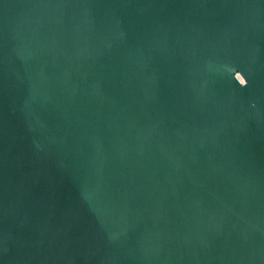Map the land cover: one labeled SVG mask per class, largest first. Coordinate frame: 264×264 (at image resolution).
I'll list each match as a JSON object with an SVG mask.
<instances>
[{
  "label": "water",
  "instance_id": "obj_1",
  "mask_svg": "<svg viewBox=\"0 0 264 264\" xmlns=\"http://www.w3.org/2000/svg\"><path fill=\"white\" fill-rule=\"evenodd\" d=\"M0 264H264V0H0Z\"/></svg>",
  "mask_w": 264,
  "mask_h": 264
}]
</instances>
